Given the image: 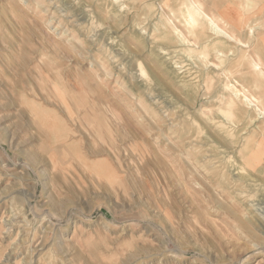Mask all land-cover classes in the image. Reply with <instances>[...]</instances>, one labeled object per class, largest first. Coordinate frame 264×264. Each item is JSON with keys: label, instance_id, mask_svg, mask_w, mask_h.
Segmentation results:
<instances>
[{"label": "rangeland", "instance_id": "374dc122", "mask_svg": "<svg viewBox=\"0 0 264 264\" xmlns=\"http://www.w3.org/2000/svg\"><path fill=\"white\" fill-rule=\"evenodd\" d=\"M166 1L0 0V264H264V121L225 89L254 46L165 40L159 5L196 39ZM200 1L264 36V0Z\"/></svg>", "mask_w": 264, "mask_h": 264}, {"label": "crops", "instance_id": "0c3cea01", "mask_svg": "<svg viewBox=\"0 0 264 264\" xmlns=\"http://www.w3.org/2000/svg\"><path fill=\"white\" fill-rule=\"evenodd\" d=\"M216 1L218 2V6H220L218 8H221L223 4L222 0ZM165 4L172 14H176L178 18L186 24L187 31L195 35L196 39L195 41L189 40L184 31L175 25L174 22L166 16L164 11H162L161 14L159 13L160 19L159 23L156 25V31L161 33L160 37L167 41H178L183 45L194 46L201 49V53L212 50L220 62H223V60L230 55L234 56L235 48H240L239 60L249 57L246 52L249 51L247 49L251 48L253 44L254 55L250 56L252 60L248 62L246 69L241 72L244 75L242 83L250 88L257 87L259 83L264 87V50L261 52V48H259L264 42V36L260 35L257 42L255 43L254 41V43H252L253 38L256 39L255 30H257V27L254 26L257 24L254 23L259 20V17L253 18L254 20L252 21H246L247 23L245 25H248L246 28L235 26V28H230V30H228V28L226 29L223 27L229 34L227 35L226 33H217L214 30L209 17L216 19L218 23L222 21V19L218 13V16H216V14L213 15L208 12L205 3L200 0H167ZM254 5V1L248 0V2H246L247 7H253ZM228 6L237 10V5L233 3V0L228 3ZM183 11L185 12L184 14ZM192 50L190 51L192 52ZM261 97L264 99V94H262Z\"/></svg>", "mask_w": 264, "mask_h": 264}, {"label": "bare ground", "instance_id": "6f19581e", "mask_svg": "<svg viewBox=\"0 0 264 264\" xmlns=\"http://www.w3.org/2000/svg\"><path fill=\"white\" fill-rule=\"evenodd\" d=\"M159 8H160V10L163 11V8L160 5H159ZM209 19H210V23L212 24L214 30L217 33H222V34L226 33L227 35H229L224 30V28L220 26V24L218 23V21L216 19H214L212 17H209ZM173 64H177L178 65V63H173ZM175 67H177V66H175ZM213 67L218 69V67H216V66H213ZM239 85H240L241 88L238 87ZM227 87L230 89V91H232L231 95L234 96L233 100L236 101L235 103H237V104H235V103H230L229 104V105H232V104L235 105V107L230 109V111H232V113L230 112L228 116L226 115L227 117H229V119L234 121L235 120L234 118L237 119V117H239V114H240L242 116V118H241L242 121H244L246 119H247L246 121H248V119L250 121H252L253 118L254 119H258V121H260V122L264 121V120H259V116L260 115H262V116L264 115V99L261 96H255L253 94L248 93L250 87L247 86V85H244L243 83L242 84L241 83L239 84L238 82L231 83L228 86L225 85V89ZM236 126H237L236 129L243 127L242 128V132L245 131L246 128H248V124H243V123L242 124L238 123V125H236ZM244 142H248L249 143L250 140H248V138H246V139H244ZM257 143H259V146H262L264 144V140H259ZM243 148H247V147L243 145ZM56 150L58 151L59 148H56ZM257 151H259V152H261V154H263L264 153V147H258ZM70 152L72 153L71 150H70ZM256 160H253V161L249 162L250 165L253 166L254 168H257V167L260 166V161L258 162Z\"/></svg>", "mask_w": 264, "mask_h": 264}]
</instances>
